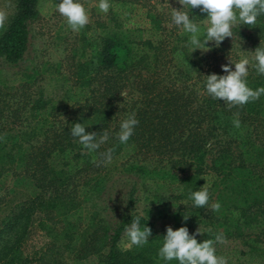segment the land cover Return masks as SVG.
<instances>
[{"label": "trees", "instance_id": "1", "mask_svg": "<svg viewBox=\"0 0 264 264\" xmlns=\"http://www.w3.org/2000/svg\"><path fill=\"white\" fill-rule=\"evenodd\" d=\"M108 2L107 13L99 0L90 6L98 17L78 31L66 72L62 65L49 70L36 93L29 90L31 73L23 88L3 92L0 264H179L159 256L169 226L187 227L190 235L200 227L199 243L222 234L223 242L213 246L227 264H264V95L230 107L206 92L205 76L226 75L222 65L229 57L241 58L233 38L219 47L209 42L213 62L205 67L192 53L189 34L172 23L171 11L152 0ZM39 5L18 0L17 13L0 33V59L7 64L24 59ZM188 11L203 32L207 14ZM233 33L254 52L264 41V15L254 27L237 24ZM254 64L246 82L256 90L264 87V75ZM133 113L139 123L122 144L119 125ZM236 113L239 128L233 125ZM74 123L88 132L107 130L109 138L90 152L71 135ZM109 150L112 159L105 163L101 154ZM117 184L127 188L128 208L140 188L175 203L171 221L162 225L133 213L141 216V229H152L146 244L119 245L133 216L110 222ZM205 184L208 205L196 207L191 193ZM213 203L220 204L218 211L211 210Z\"/></svg>", "mask_w": 264, "mask_h": 264}, {"label": "clouds", "instance_id": "2", "mask_svg": "<svg viewBox=\"0 0 264 264\" xmlns=\"http://www.w3.org/2000/svg\"><path fill=\"white\" fill-rule=\"evenodd\" d=\"M182 5V10L172 8V23L180 27L184 33L189 34V45L193 52L197 49L208 51L209 42H214L216 47L231 37L234 41L233 27L237 24L254 27L257 18L264 15V0H178ZM100 11L107 13L110 7L108 0H99ZM199 8L202 13L207 14L204 23V31L200 25L194 22L189 16V11ZM56 10L66 18L67 24L73 31H79L88 23V14L85 7L75 0H61L56 4ZM3 15L0 14V26H3ZM204 36L201 42L200 36ZM264 41L259 47L251 52V58L241 57L238 61H233L229 57V63L222 65V70L226 75L215 73L206 77V92L214 99L223 100L230 107L243 106L250 101H255L264 95V87L253 90L248 87L246 77L251 62H255L254 67L258 74L264 75ZM234 47V46H233ZM235 65V70H232ZM124 96V93H120ZM233 125L240 127L239 113L235 114ZM135 114H131L127 119L121 121L117 138L120 143L126 144L133 135L134 128L138 124ZM71 135L78 138V142L90 152H94L104 144L108 138L107 130L100 132H88L81 123H74L70 129ZM104 162H111V150L101 154ZM194 201V206L203 208L208 205L209 193L205 184L201 190L191 193L190 197ZM211 210L218 211L219 203H213ZM136 211V209H135ZM131 223L125 228V235L130 245L141 246L148 242L152 235V229L148 226L141 229L140 215H133ZM189 217H184L187 220ZM200 227L193 235L189 234L187 227H180L173 230L167 227L166 235L163 237V246L159 249V256L166 261L177 260L179 264H227L224 257H218L215 253L214 242H223V235L217 234L215 241L207 239L199 243L197 235H202Z\"/></svg>", "mask_w": 264, "mask_h": 264}, {"label": "rangeland", "instance_id": "3", "mask_svg": "<svg viewBox=\"0 0 264 264\" xmlns=\"http://www.w3.org/2000/svg\"><path fill=\"white\" fill-rule=\"evenodd\" d=\"M96 1L97 0H75V2L81 3L85 7L89 18L88 22L98 17V14L92 16V12H90V6H94ZM60 2L61 0H40L39 14L30 24V45L21 62L17 65H10L0 59V107L4 105V97H2L3 92H15V88H23L25 84L24 77L27 74H32L30 79L32 86L29 90L36 93L46 80L45 78L47 77L49 70L62 65L61 69L66 72L68 68L67 58L72 51L73 45L77 42L78 31H73L67 24L66 18L56 10V4ZM152 3H154L160 10L171 12L172 8L180 10V7H178L180 5L178 0H152ZM17 11L18 0H0V14H2L4 18L3 26H0V33L9 24ZM103 17H105V15ZM232 43L241 57L251 58V52H249L253 51L251 43L244 44L239 41H235V44L232 41ZM192 53L202 66L208 67L213 62L210 48L208 51L197 49L194 52L192 49ZM19 93L18 95L20 96ZM17 99L18 98L10 101V103H12L10 104L11 108L16 107L15 102L18 101ZM6 113L11 115L9 110ZM146 164H149L150 166L154 165L152 162ZM111 190L113 201L111 213L108 214L111 223L114 224L115 221H119L124 213L142 214L151 218L159 225L171 221L169 212L175 206V203L172 202L171 199L156 200L147 195L143 188H140L138 191L139 199L133 204L132 208H128L124 198L127 188H122L117 184ZM27 191L30 193L34 192L31 184L27 185ZM119 245L123 249H129L132 247V245L129 244L125 233L120 240Z\"/></svg>", "mask_w": 264, "mask_h": 264}]
</instances>
